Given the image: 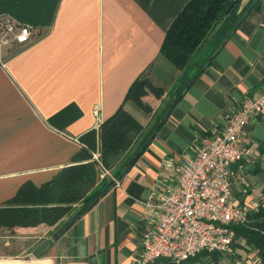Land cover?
I'll list each match as a JSON object with an SVG mask.
<instances>
[{"label": "crops", "instance_id": "obj_1", "mask_svg": "<svg viewBox=\"0 0 264 264\" xmlns=\"http://www.w3.org/2000/svg\"><path fill=\"white\" fill-rule=\"evenodd\" d=\"M188 2L0 0V18L33 27L29 46L0 48V207L25 182L39 186L86 162L80 138L120 106L141 124V137L169 109L134 165L94 207L59 237L66 217L17 235L0 232V259L131 264L148 217L143 202L165 183L163 162L184 158L202 137L220 132L245 98L264 95V0H242L239 10L250 9L241 23L219 46L202 48L210 56L206 66L171 105L184 72L160 49ZM137 80L164 92L150 113L124 101ZM242 143L249 155L232 166L231 190L236 201L253 205L264 198V112L247 125ZM251 253L239 251V260ZM231 263L200 256L181 264Z\"/></svg>", "mask_w": 264, "mask_h": 264}, {"label": "trees", "instance_id": "obj_2", "mask_svg": "<svg viewBox=\"0 0 264 264\" xmlns=\"http://www.w3.org/2000/svg\"><path fill=\"white\" fill-rule=\"evenodd\" d=\"M232 1L189 0L166 31L160 53L175 68L184 72L183 78L173 88L174 101L171 105L206 66L210 56L208 51L201 53L202 48L212 42L214 46L217 43L219 46L249 11L250 7L239 10L241 0L230 14L225 15ZM163 95V90L149 81L137 80L131 85L124 101H133L139 109L150 113L156 100ZM168 114L169 109L166 108L155 125L141 137V124L123 106L117 108L97 131L92 130L80 138L86 162L61 169L39 186L25 182L13 198L0 207V232L17 235L25 230L55 226L66 217L59 226L60 232L57 229L59 237L97 204L114 185L113 179L119 181L123 178L135 163H130L131 160L145 150L142 147L152 130L159 122L162 124ZM94 154H98L97 161L93 158ZM99 164L110 172L112 178L100 179ZM256 204V208L248 213L247 222L234 225L232 229L235 236L243 240L242 246L252 249L259 262L264 264V198ZM220 255L216 252L201 253L197 257L215 259Z\"/></svg>", "mask_w": 264, "mask_h": 264}, {"label": "built area", "instance_id": "obj_3", "mask_svg": "<svg viewBox=\"0 0 264 264\" xmlns=\"http://www.w3.org/2000/svg\"><path fill=\"white\" fill-rule=\"evenodd\" d=\"M32 31L31 25L1 17L0 48L29 46ZM98 112L96 106L94 114ZM262 112L264 95L245 98L220 132L202 137L184 158L163 162L165 183L159 191L153 189L143 202L148 217L132 264H155L160 260L181 264L201 253L231 252L235 241L232 227L246 222L249 211L257 206L235 200L231 168L249 155L242 138L247 125ZM100 125L97 120V128ZM99 168L100 179L111 177L100 164Z\"/></svg>", "mask_w": 264, "mask_h": 264}, {"label": "rangeland", "instance_id": "obj_4", "mask_svg": "<svg viewBox=\"0 0 264 264\" xmlns=\"http://www.w3.org/2000/svg\"><path fill=\"white\" fill-rule=\"evenodd\" d=\"M94 155L97 156L96 157L97 159L99 158L98 154H94ZM254 209H252V210H254ZM244 224H245V222H244ZM242 244H243V240L241 238L235 236V241L232 244L231 252L228 254H225V255L221 254L220 256H216L215 259H213V257H212V259L214 261L225 260V259L232 260L231 264H234L236 262H239V264H257V262H259V260L257 259L258 261H256V259L254 258L255 253L253 252V250L252 249L247 250L248 247L246 245H244V247H243ZM245 250H247V251H245ZM239 251H244V253L246 255H247L248 251L252 252L254 254L251 253V255L249 257H247L246 260H239L240 259V256H238ZM195 258H197V257H195ZM40 260H42V259H40V257H37V256L33 257V258L32 257L31 258L30 257H24V258H17V259H14V258H12V259H0V264H18L17 262H19V264H41V262L42 263H51L47 259H45L43 261H40Z\"/></svg>", "mask_w": 264, "mask_h": 264}, {"label": "water", "instance_id": "obj_5", "mask_svg": "<svg viewBox=\"0 0 264 264\" xmlns=\"http://www.w3.org/2000/svg\"><path fill=\"white\" fill-rule=\"evenodd\" d=\"M241 0H233L232 3L230 4V6L228 7V9L226 10L225 15L230 14L235 7L239 4ZM161 122H159L155 128L152 130L151 134L148 136L147 140L145 141V144L143 145L142 149H145L148 144L151 142V140L153 139V137L155 136V134L157 133L158 129L160 128ZM139 157V154L135 155V157L131 160L130 163H134L137 158Z\"/></svg>", "mask_w": 264, "mask_h": 264}]
</instances>
